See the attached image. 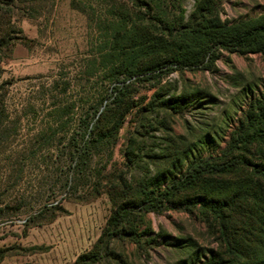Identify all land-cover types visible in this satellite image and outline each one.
I'll return each instance as SVG.
<instances>
[{"label": "rangeland", "instance_id": "rangeland-1", "mask_svg": "<svg viewBox=\"0 0 264 264\" xmlns=\"http://www.w3.org/2000/svg\"><path fill=\"white\" fill-rule=\"evenodd\" d=\"M178 1L183 23L198 25L200 37L213 23L233 26L264 16V0H211V13L199 9L206 0ZM15 6L19 10L10 17L9 34L17 42L7 41L0 50V104L8 115L4 137L0 129L5 146L0 154L5 158L0 175V253L5 256L0 264H205L226 250L222 237L233 249L218 264H264L263 179L254 176L252 192L262 189L253 204L250 199L248 206L243 200L233 204L231 198L243 187L240 180L251 176L248 167L216 178L198 176L169 196L175 203L202 200L188 212L133 213L125 224L114 217L122 204L162 193L193 158L211 155L221 161L228 147L232 158L264 163V136L252 142L237 139L255 124L264 129V52L216 46L210 56L207 47L190 48L198 54L197 66H167L159 81L126 82L133 85L124 101L134 107L121 105L110 113L113 120L123 118L116 134L100 138L96 149L80 150L71 144L77 140L83 149L89 93L100 89L93 83L118 87L107 85L104 79L111 72L99 67L100 24L90 9L80 13L69 0H16ZM26 6L35 13L30 15ZM166 19L173 25L172 17ZM3 23L0 19L5 30ZM184 96L195 100L179 109L172 101L142 110L148 103ZM244 210L250 219L241 217ZM243 223L257 232L244 237L234 231ZM117 230L135 231L139 243L117 237Z\"/></svg>", "mask_w": 264, "mask_h": 264}, {"label": "trees", "instance_id": "trees-1", "mask_svg": "<svg viewBox=\"0 0 264 264\" xmlns=\"http://www.w3.org/2000/svg\"><path fill=\"white\" fill-rule=\"evenodd\" d=\"M15 1L0 0V19L4 20L3 24L6 26L5 30L0 28V50L7 41L14 40L13 42H17V39L12 38L9 34L11 32L10 17L13 16L15 10H19L15 6ZM40 1L43 0H17L18 3L27 4ZM206 1L203 2L199 9L201 8L205 11L212 10L214 7L211 0ZM69 5L80 13H83L87 7L90 9L93 19L96 20L97 24H100V30L103 31V49L98 51V58H100L99 67L102 70L109 69L111 72L104 79L107 85L110 83L112 85H118V87L113 86L111 89L106 87L105 89L101 88V84L99 85L97 82L93 83L94 85H98L100 89H95L89 93L88 106L84 114L85 123L81 137L83 149L77 140H74L71 144L74 148L78 145L80 150L96 149L99 147L100 138H111L116 134L115 132L118 131L123 118L117 119L115 117L113 120L110 118V113L116 114V109L121 105H125L128 108L134 107L131 102L124 101L125 96H127L126 93L128 92L126 90L133 85H126V82L130 83L131 80L136 79L138 80L137 82H149L152 79L158 80L160 78L159 74H165V71L169 69L167 66L182 69L197 66L198 54L193 53L189 50L190 48L207 47V54L216 46L228 52L250 53L255 50L264 52V46L262 47L264 42V16L258 19L239 22L233 26H226V24L223 25L219 22L213 23L210 25V31L203 33L202 37H200L201 34L195 31L198 29V25L183 23V10L178 0H69ZM205 6L210 7H206L205 9ZM23 8L29 10L30 15L35 13V10L29 6ZM176 11H178L177 15L174 14ZM167 17L173 18V25H168L169 21L166 19ZM199 18L205 20L203 13L200 14ZM182 34L185 37H181L178 40L179 35ZM175 36H178L177 39H175ZM21 41L30 42L26 39ZM212 55L213 53L210 56ZM95 63L96 59L94 58L91 64ZM91 89L94 88L92 87ZM191 100H195V97L184 96L181 99L159 100L160 104L152 105L148 103L147 108L142 110H151L152 107H166L167 103L171 104L173 103L172 101L178 102H175L178 104L175 108L179 109L181 106L188 105ZM57 115L58 113H54V116ZM50 116L52 118L51 114ZM7 119L8 115L5 105L3 107L0 104V129L1 133L4 131L2 137H4L7 131L6 129L4 130V124L7 122ZM106 122L112 123L109 127L103 128ZM255 125L257 126L252 130L250 129L249 133L246 131L238 135L237 139L243 142H252L256 138L264 136L263 127L260 124ZM1 141L3 140H0V143H2ZM3 144L0 145V154L5 150ZM228 145L232 146V143L229 142ZM187 149L190 150L189 148ZM228 151H230L228 147L222 151L224 159L222 158L223 160L221 159V161L218 159L215 160L211 155L193 158L183 176L179 179L170 178L162 193L157 196L145 194V198L137 203L126 202L122 204L117 213L114 214L116 218L115 222L117 224H125L133 213L135 215L161 213L162 211L168 210L188 212L192 208H195L202 200L194 199L195 201H193L186 199L182 202L178 201L175 203L171 201L169 196L176 191L186 189L192 180L198 176L209 175V177L213 176L216 178V176L227 174L239 166L250 168L249 173L251 176L245 181L240 180L243 182V187H239L236 195L231 197L234 201L233 204L243 200L244 205L248 206V199H250V204H253L256 199L255 196L262 189L258 188L256 193L252 192L257 188L254 176L260 177L264 181V163L250 164L243 159L232 158ZM189 152L187 151L185 155ZM4 160L5 158L0 159V175L2 174V162ZM13 167L18 172L22 170L19 162H15ZM208 188H206L207 191ZM0 202V204H3V201L0 200ZM6 208H8V205H4V209ZM0 211L2 212V210ZM245 214H247V219L252 217V214L248 210L242 211L241 217ZM234 231H241L244 237H249L255 234L257 229L243 223L242 227H238ZM116 236L120 238L126 236L130 242L136 244L140 241L139 235L132 230H117ZM222 238L226 250L220 254L213 255L210 260L204 262L205 264H218L217 261H221L229 249H233L230 239L227 237ZM3 256L5 255L0 253V261Z\"/></svg>", "mask_w": 264, "mask_h": 264}]
</instances>
